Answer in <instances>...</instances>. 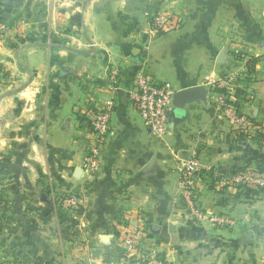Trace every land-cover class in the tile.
<instances>
[{"label":"crops","instance_id":"obj_1","mask_svg":"<svg viewBox=\"0 0 264 264\" xmlns=\"http://www.w3.org/2000/svg\"><path fill=\"white\" fill-rule=\"evenodd\" d=\"M162 10L181 25L153 35ZM0 21V264H115L128 223L166 264H264V190L199 176L200 204L236 222L219 227L190 221L179 188L192 155L219 173L264 164L259 132H236L210 85L238 71L234 104L264 123V0H0ZM139 72L205 99L173 106L159 137L130 97ZM109 99L90 172L83 115ZM69 194L74 212L59 202Z\"/></svg>","mask_w":264,"mask_h":264},{"label":"built area","instance_id":"obj_2","mask_svg":"<svg viewBox=\"0 0 264 264\" xmlns=\"http://www.w3.org/2000/svg\"><path fill=\"white\" fill-rule=\"evenodd\" d=\"M181 22V19L171 11H159L152 18L150 33L155 35L175 30L180 27ZM7 29L6 22L0 21V34L5 33ZM116 74L113 75L116 76ZM239 77L240 73L234 71L220 80L219 84L210 82V85L212 88L223 89L218 97V102L236 132L264 133V123L254 122L242 114L234 104L232 96ZM175 93L176 90L171 83L156 80L145 72H139L136 75L133 88L130 91V97L140 116L150 130L159 137L164 136L167 132ZM114 107V101L109 99L97 106L88 105L83 115L93 136L85 157V169L90 172L98 170L100 166V152L110 133ZM201 175L214 178L215 185L219 190H233L234 192L245 188L264 190V171H260L256 166H247L240 171L231 170L219 173L212 164L197 155H192L186 158L180 167L179 188L182 192L187 216L193 223L208 221L219 227H229L236 223L230 216L211 213L200 204L198 195L199 176ZM59 202L68 210L76 211L79 208L78 198L73 194L62 196ZM1 206L2 192L0 188V208ZM144 238L145 232L142 223H128L121 226L122 253L115 264H166V260L152 255L144 249Z\"/></svg>","mask_w":264,"mask_h":264},{"label":"water","instance_id":"obj_3","mask_svg":"<svg viewBox=\"0 0 264 264\" xmlns=\"http://www.w3.org/2000/svg\"><path fill=\"white\" fill-rule=\"evenodd\" d=\"M206 91L201 86H192L185 89H182L180 91L176 90V93L174 95L173 100V106L176 104L182 105L184 102L188 100H204L205 99ZM152 168V165L148 167V169Z\"/></svg>","mask_w":264,"mask_h":264},{"label":"trees","instance_id":"obj_4","mask_svg":"<svg viewBox=\"0 0 264 264\" xmlns=\"http://www.w3.org/2000/svg\"><path fill=\"white\" fill-rule=\"evenodd\" d=\"M160 34H162V33H160ZM248 76V75H247ZM247 76H245V77H247ZM244 77V78H245ZM236 107H237V105H235ZM259 137V138H258ZM257 138L258 139H263L264 140V133L263 132H260V133H258V135H257ZM248 166H252V165H248ZM253 166H256L258 169H260V171H264V164H256V165H253ZM247 167V166H246ZM245 168V167H244ZM244 168H239V169H235V170H232V171H240V170H243ZM1 192H2V190H1ZM3 200V199H2ZM3 204V203H2Z\"/></svg>","mask_w":264,"mask_h":264},{"label":"rangeland","instance_id":"obj_5","mask_svg":"<svg viewBox=\"0 0 264 264\" xmlns=\"http://www.w3.org/2000/svg\"><path fill=\"white\" fill-rule=\"evenodd\" d=\"M154 16H155V15H154ZM154 16H153V17H154ZM153 17H152V18H153ZM151 21H152V19H151ZM150 24H151V23H150ZM62 31H63V30H62ZM62 33H63V35H65V34H64L65 32H62ZM60 43H62V42H60ZM63 43H65V42H63ZM247 189H248V188H245L244 190H247ZM250 190H252V189H250ZM259 191H263V190H259ZM2 193H3V192H2ZM2 197H3V195H2ZM2 206H3V204H2ZM69 211L74 212V210H69ZM120 255H121V253H120Z\"/></svg>","mask_w":264,"mask_h":264}]
</instances>
